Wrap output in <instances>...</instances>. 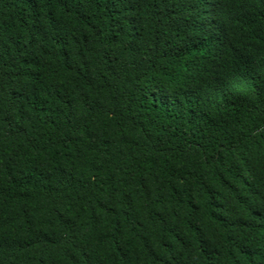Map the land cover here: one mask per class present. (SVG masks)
I'll return each mask as SVG.
<instances>
[{
    "label": "trees",
    "instance_id": "trees-1",
    "mask_svg": "<svg viewBox=\"0 0 264 264\" xmlns=\"http://www.w3.org/2000/svg\"><path fill=\"white\" fill-rule=\"evenodd\" d=\"M0 264H264V0H0Z\"/></svg>",
    "mask_w": 264,
    "mask_h": 264
}]
</instances>
